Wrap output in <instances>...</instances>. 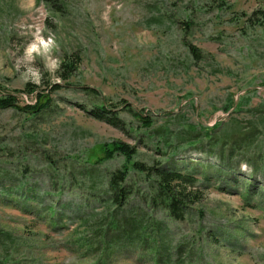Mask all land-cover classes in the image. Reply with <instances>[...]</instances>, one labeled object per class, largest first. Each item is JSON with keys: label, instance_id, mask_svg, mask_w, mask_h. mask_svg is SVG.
I'll list each match as a JSON object with an SVG mask.
<instances>
[{"label": "rangeland", "instance_id": "374dc122", "mask_svg": "<svg viewBox=\"0 0 264 264\" xmlns=\"http://www.w3.org/2000/svg\"><path fill=\"white\" fill-rule=\"evenodd\" d=\"M58 8L0 0V98L19 100V110L0 109V263L264 264V130L246 150L225 143L222 158L183 141L194 130L206 139L201 127L218 124L216 137L250 133L264 119V0H64ZM37 30L56 41L48 53L60 62L55 71L47 56H26ZM74 55L80 67L61 81L57 72ZM28 85L39 90L27 94ZM39 93L49 107L23 112L45 102ZM101 99L124 126L94 116ZM114 142L137 149L131 170L142 163L195 175L197 200L182 220L152 205L140 174L131 175L124 206L108 210L102 184L125 159L95 162ZM20 180L37 199L13 191Z\"/></svg>", "mask_w": 264, "mask_h": 264}, {"label": "trees", "instance_id": "16d2710c", "mask_svg": "<svg viewBox=\"0 0 264 264\" xmlns=\"http://www.w3.org/2000/svg\"><path fill=\"white\" fill-rule=\"evenodd\" d=\"M46 4L51 5L53 8H56V10H60L58 7L61 5V2L64 0H42ZM191 52L197 56L199 52L197 49L190 47ZM81 64V58L79 55H74L71 57H68L63 61V63L60 66L59 71L57 72L58 78L61 81L68 82L73 75L78 71ZM27 94H34L37 90H39V87L30 85L27 86ZM59 87L58 85L56 88ZM84 91L91 95V100L93 101L97 97L99 98V92L97 90L91 89L89 87H85ZM2 96V93H0ZM6 98H0V109L1 110H7V109H17L18 107V95H4ZM47 97L44 95V93H39V96L37 100L39 102L45 101L43 104H40L36 108L33 106H25L23 107L22 111L29 114H34L37 112L39 107L41 108L40 111L46 109L49 107V103L46 99ZM98 102V101H97ZM106 99H101L100 102L95 103L93 106V113L94 116L97 117V119L101 121H105L108 124H110L113 127L120 128L121 126H124L125 123L123 120L120 119L118 114L111 110L109 106H106ZM239 105H242V101ZM124 112L131 113L133 116L137 119V121L141 122L143 124L144 128H151L152 123L151 121H148L145 117L142 115H139L138 113H135L131 108H127ZM235 112V111H234ZM257 112L263 113V111L257 110ZM123 113V111H122ZM263 120V121H262ZM260 120L258 124H255L252 126V130L250 133H242L241 130H233L232 132L224 131L223 134L216 137L214 135H211V132H215L218 129L221 128V124L215 125V128H202L203 133H207V138L203 139V135L201 132H195L194 131H188L183 138V141L187 139L189 144H200V145H209L208 150L209 152H212L214 156H219V158H222V153L224 151H219L220 154L216 153L217 149L221 150L222 146L225 143L229 145V148H233L235 146H238V148L245 149L249 148V146L253 143L252 141V134H255L258 129L264 130V119ZM231 124L233 126H238V122L235 120L231 121ZM241 129H243L241 127ZM227 130V129H226ZM220 131V130H219ZM201 134V135H200ZM183 135H180L179 139H181ZM235 138V139H232ZM232 141H229V140ZM229 144H228V143ZM228 153V152H227ZM261 153V151H260ZM104 157L103 159H99L95 162V164L102 162L103 160H112L114 156H120L125 159V165L123 168H120L119 170L113 172L109 176L108 186H105L104 183L102 184L103 189L105 190V195L108 205V210L110 207H116L119 205L120 207H123L125 202L128 200V198L131 196L132 192L127 187V184L130 180V177L132 174H140L143 176L148 177V181L150 183L151 192H152V205H157L159 207L164 208L166 211L169 212L170 216H172L175 220H182V213L185 212L184 210L190 204L191 202H195L198 196V191L195 188L196 183V177L193 173L184 174L177 170H169L168 168H164L159 165L155 166H147L142 163H134L132 165V169L130 168L129 164L132 163L133 157L137 154V149L135 147L130 146L126 143L121 142H114L110 145H107L104 149ZM222 160V159H219ZM92 165V169L88 171L89 178H91V181H94V183L91 184V188L95 189L97 185H95L97 181V171L96 169L93 170L94 167ZM6 175V173H5ZM5 177V176H4ZM154 178V181H153ZM207 181L210 180V178H206ZM23 180H20V183L17 185L15 190L19 193L25 194V190L30 194L26 193L28 196H24V199L28 198V202H31L36 198V196L39 194L37 189H34V187L23 184ZM11 192V191H10ZM94 193H99L97 190L94 191ZM51 224L52 226H55L57 218H55L53 215L51 216ZM139 223V222H138ZM138 223L130 222L128 221V224H131L133 227H135ZM113 224H121L120 220H116ZM127 224V223H126ZM0 264H8V262H2Z\"/></svg>", "mask_w": 264, "mask_h": 264}, {"label": "clouds", "instance_id": "9594fccd", "mask_svg": "<svg viewBox=\"0 0 264 264\" xmlns=\"http://www.w3.org/2000/svg\"><path fill=\"white\" fill-rule=\"evenodd\" d=\"M55 47H57L56 41L52 36H49L47 39H45L42 35H40L39 30H37L34 41L26 49V56L29 58L33 57L34 54L40 56H47L48 63L46 67H48L50 71H55L59 67L60 62L58 60H53L51 56H48V53H50ZM32 78L34 83H40L39 72H32ZM24 100L26 102H31L28 101L27 95L24 96ZM243 167L245 166L242 165V168Z\"/></svg>", "mask_w": 264, "mask_h": 264}, {"label": "water", "instance_id": "95a60500", "mask_svg": "<svg viewBox=\"0 0 264 264\" xmlns=\"http://www.w3.org/2000/svg\"><path fill=\"white\" fill-rule=\"evenodd\" d=\"M236 107H237V106L234 107L233 111H235V108H236ZM231 112H232V111H231ZM220 120H221V119H220Z\"/></svg>", "mask_w": 264, "mask_h": 264}]
</instances>
